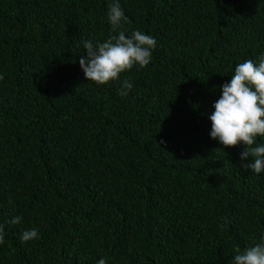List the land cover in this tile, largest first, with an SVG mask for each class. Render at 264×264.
Returning <instances> with one entry per match:
<instances>
[{
    "label": "trees",
    "instance_id": "1",
    "mask_svg": "<svg viewBox=\"0 0 264 264\" xmlns=\"http://www.w3.org/2000/svg\"><path fill=\"white\" fill-rule=\"evenodd\" d=\"M116 2L157 44L97 85L81 42L115 35ZM261 55L264 0H0V264H232L262 242L264 172L209 119Z\"/></svg>",
    "mask_w": 264,
    "mask_h": 264
},
{
    "label": "clouds",
    "instance_id": "2",
    "mask_svg": "<svg viewBox=\"0 0 264 264\" xmlns=\"http://www.w3.org/2000/svg\"><path fill=\"white\" fill-rule=\"evenodd\" d=\"M107 20L115 35L95 45L91 41L81 42L86 54L79 57L80 68L86 80L97 85L117 80L121 73L135 65L141 68L148 66L157 44L152 36L140 30L132 31L130 36L125 35L122 21H126L127 17L118 2L108 5ZM3 79L0 74V81ZM132 88L133 84L124 80L118 95L127 97ZM221 92L213 105L215 111L209 117L210 137L225 148L243 144L241 160L252 158L245 167L254 174L264 172V144L256 143L257 137H264V55L259 57L258 63L251 59L239 63L230 82L221 86ZM21 219L14 217L10 223L19 224ZM38 238L35 228L21 234L22 242ZM4 240V226L0 225V244ZM235 253L232 264H264V238L243 252L236 248ZM97 264H107L106 259H99Z\"/></svg>",
    "mask_w": 264,
    "mask_h": 264
}]
</instances>
